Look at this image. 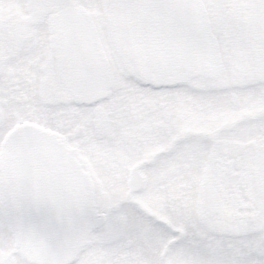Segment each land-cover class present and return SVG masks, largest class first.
Returning <instances> with one entry per match:
<instances>
[{
  "label": "snow or ice",
  "instance_id": "snow-or-ice-1",
  "mask_svg": "<svg viewBox=\"0 0 264 264\" xmlns=\"http://www.w3.org/2000/svg\"><path fill=\"white\" fill-rule=\"evenodd\" d=\"M0 264H264V0H0Z\"/></svg>",
  "mask_w": 264,
  "mask_h": 264
}]
</instances>
